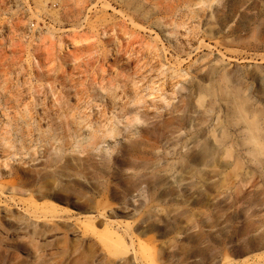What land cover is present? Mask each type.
<instances>
[{"label":"rangeland","instance_id":"rangeland-1","mask_svg":"<svg viewBox=\"0 0 264 264\" xmlns=\"http://www.w3.org/2000/svg\"><path fill=\"white\" fill-rule=\"evenodd\" d=\"M247 124L264 0H0V264H264Z\"/></svg>","mask_w":264,"mask_h":264},{"label":"bare ground","instance_id":"bare-ground-1","mask_svg":"<svg viewBox=\"0 0 264 264\" xmlns=\"http://www.w3.org/2000/svg\"><path fill=\"white\" fill-rule=\"evenodd\" d=\"M238 116H244L243 112L240 110L236 111ZM246 135L243 139L244 145L247 147V156L250 157L252 161H257L264 166V160H260L261 156H264V145L261 143L259 135L256 133V129L252 124H247L245 129Z\"/></svg>","mask_w":264,"mask_h":264}]
</instances>
